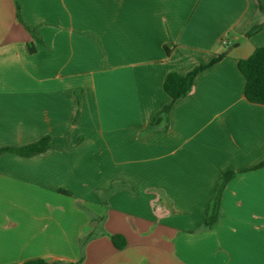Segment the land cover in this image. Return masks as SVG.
<instances>
[{"label": "crops", "instance_id": "0c3cea01", "mask_svg": "<svg viewBox=\"0 0 264 264\" xmlns=\"http://www.w3.org/2000/svg\"><path fill=\"white\" fill-rule=\"evenodd\" d=\"M263 45L259 0H0V149L51 140L0 155V264H264V105L238 68ZM217 58L173 102L167 76Z\"/></svg>", "mask_w": 264, "mask_h": 264}, {"label": "trees", "instance_id": "16d2710c", "mask_svg": "<svg viewBox=\"0 0 264 264\" xmlns=\"http://www.w3.org/2000/svg\"><path fill=\"white\" fill-rule=\"evenodd\" d=\"M260 5L264 8V0H259ZM33 35L34 31L28 29ZM31 52L34 51L33 45H30ZM219 61V58L213 60L209 65L197 67L188 75L182 76L178 73H170L164 83L166 93L172 98L173 102L188 96L194 85L197 75L205 69L211 67ZM238 68L246 80L245 97L254 104L264 105V45L253 53L249 58L240 60ZM171 105L166 107L150 125V129L161 127L163 130L169 126V114ZM50 138L22 147V148H4L0 149V155L6 152L18 154L22 157H32L38 154L47 152L50 145ZM264 166V163L261 165ZM237 173L231 170L224 171L217 183L215 193L212 200L211 208L208 211V217L202 228L206 230L213 229L219 224L222 216V196L227 185L236 177ZM90 235L82 240L81 247L84 249L86 242L92 237ZM112 242L118 249H123L126 246V240L122 235H112ZM22 264H60L59 262H50L45 259H33Z\"/></svg>", "mask_w": 264, "mask_h": 264}]
</instances>
